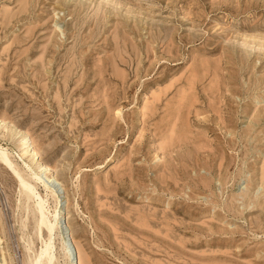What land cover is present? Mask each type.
Wrapping results in <instances>:
<instances>
[{"label": "rangeland", "instance_id": "obj_1", "mask_svg": "<svg viewBox=\"0 0 264 264\" xmlns=\"http://www.w3.org/2000/svg\"><path fill=\"white\" fill-rule=\"evenodd\" d=\"M0 122L56 264L64 224L91 264H264V0H0ZM18 182L0 264L49 242Z\"/></svg>", "mask_w": 264, "mask_h": 264}, {"label": "bare ground", "instance_id": "obj_2", "mask_svg": "<svg viewBox=\"0 0 264 264\" xmlns=\"http://www.w3.org/2000/svg\"><path fill=\"white\" fill-rule=\"evenodd\" d=\"M260 49V48H259ZM2 120V119H1ZM3 121V120H2ZM4 122V121H3ZM1 124V122H0ZM9 125V124H8ZM11 125V124H10ZM5 126V125H4ZM12 126V125H11ZM10 126V127H11ZM2 127V126H1ZM4 128V127H3ZM6 129V127H5ZM7 129H9V127H7ZM3 130V129H1ZM10 130V129H9ZM22 130V129H20ZM11 131V130H10ZM9 131V132H10ZM21 132V131H20ZM7 133H8V130H7ZM18 133V132H17ZM10 134V133H9ZM23 136L24 137V140H23V143H22V146H19L22 154H30V156H27V157H30V159H34L36 161H40V155H39V152L37 150V148L35 147V145H33V141H32V138L29 137V133L26 132V130H23L22 132ZM21 144V143H20ZM18 149V150H20ZM14 152V151H13ZM21 154V155H22ZM11 155V154H10ZM8 151L6 150V148L4 149L2 146H0V163H3L4 165H6L7 167H9L13 173L16 175V177L19 178V189H21V192H20V196L23 195V197L25 198L26 202H32L34 203V206L33 205H29V206H33V209H32V213H33V216L35 218V221H36V224H35V228L40 232L42 233V231H44V229H46L47 231V234L49 236V242H46L45 244V247L42 249V251L40 253H35V256L31 257L30 260L28 262H30L29 264H56L54 262V253H53V247H54V244H52L53 242V239L54 237H52V233L54 231V228L56 226L57 223H61V211H65L64 209H62V207H60L58 204V208H56L57 210L56 213L53 215L54 217L51 219L50 217H48V209L46 207V201L47 199H45L42 195L40 194H37L36 192V187L33 185L34 183H32V177H28V176H25L23 175V173L25 174L26 172H23L21 171V169L16 168L15 167V163L12 162L11 158L12 156H10ZM24 156V155H23ZM21 157V156H20ZM14 161V160H13ZM14 163V164H13ZM40 163V162H39ZM40 168L39 170L41 171H44L45 172V176L47 177L45 180H47V184H46V188L47 190L49 189L52 195V192L54 193L53 195H56L58 194V190L56 189V187H54L53 184H51L54 179L52 178V169L49 165L45 164V163H40ZM25 171V170H24ZM28 171V170H27ZM38 171V169H37ZM36 171V172H37ZM23 172V173H22ZM30 174V173H29ZM28 175V174H26ZM32 175V174H31ZM43 175V176H44ZM33 176V175H32ZM42 176V175H41ZM40 176V177H41ZM36 177V176H34ZM33 177V178H34ZM39 175H37V178H40ZM36 179V178H35ZM42 179V178H41ZM40 181V180H39ZM38 181V182H39ZM41 182V181H40ZM36 183V182H35ZM37 185V183H36ZM38 186V185H37ZM46 190V189H45ZM48 194V195H49ZM46 195V194H45ZM50 196V195H49ZM21 198V197H20ZM36 199V200H35ZM24 200V199H23ZM24 200V201H25ZM26 202H23V204H27ZM22 203V202H21ZM60 203V202H59ZM31 204V203H30ZM22 205V204H21ZM26 207L25 205H23V208ZM28 209V208H27ZM30 210V209H28ZM51 213V212H50ZM1 216V215H0ZM1 219V218H0ZM4 222V221H2ZM1 223V221H0ZM4 225L2 226H5V223H3ZM59 225V224H58ZM65 225V224H64ZM64 225H61V228H62V234H63V239H64V249H65V254L67 256V262H69L70 264H91L92 261H90V258L88 257V255H83L81 252L78 251V249L76 248V244L75 242L73 241L71 235H70V232H69V229H68V226H64ZM24 226V225H23ZM28 226V224H27ZM26 226V227H27ZM34 226V225H33ZM29 228V227H28ZM3 229V228H2ZM4 230H7V229H4ZM36 230V231H37ZM60 230V229H59ZM4 232V231H3ZM38 232V233H39ZM24 233V232H22ZM67 234V239H66V235ZM5 235V234H4ZM24 235V234H22ZM26 235V234H25ZM65 235V236H64ZM41 236V235H40ZM39 236V238H40ZM22 239V238H21ZM24 239V238H23ZM52 241V242H51ZM27 244V243H26ZM31 251V249H29ZM33 254V253H32ZM28 256H30L28 254ZM4 258V257H3ZM59 259V258H58ZM4 260V259H3ZM6 262V261H5ZM5 264V263H3Z\"/></svg>", "mask_w": 264, "mask_h": 264}]
</instances>
